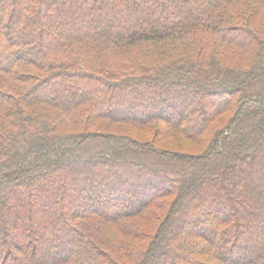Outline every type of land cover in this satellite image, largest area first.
<instances>
[{
  "label": "trees",
  "instance_id": "1",
  "mask_svg": "<svg viewBox=\"0 0 264 264\" xmlns=\"http://www.w3.org/2000/svg\"><path fill=\"white\" fill-rule=\"evenodd\" d=\"M0 264H264V0H0Z\"/></svg>",
  "mask_w": 264,
  "mask_h": 264
}]
</instances>
